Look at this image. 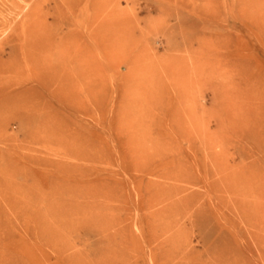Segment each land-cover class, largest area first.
<instances>
[{
	"label": "rangeland",
	"instance_id": "rangeland-1",
	"mask_svg": "<svg viewBox=\"0 0 264 264\" xmlns=\"http://www.w3.org/2000/svg\"><path fill=\"white\" fill-rule=\"evenodd\" d=\"M184 1L114 0L134 21L124 36L132 78L120 95L118 76L129 74L131 64L108 65L107 79L117 76L108 80L110 94L101 89L96 102L85 98L87 110L75 123L63 95H37L35 109L26 110L5 99L0 264H40L43 257L50 264H203L224 250L229 264H264V245L248 238L255 230L235 209L264 205V187L247 191L243 183L264 180V152L255 149L264 148V72L258 78L264 31L254 23L264 0H248L247 7L196 0L204 9L196 13L181 7ZM37 2L0 0L4 72L12 60L21 66L19 29L13 30ZM15 6L18 13H11ZM56 21L49 16L47 28ZM240 45L247 55L242 77L234 56ZM199 60L205 65L200 81L193 73ZM164 88L172 90L180 128L162 124L169 103ZM247 104L256 109L245 124L238 108ZM164 131L178 135L170 139ZM192 196L188 206L182 203ZM250 214L264 224V208ZM223 219L238 227L220 229ZM235 230L244 236L233 237Z\"/></svg>",
	"mask_w": 264,
	"mask_h": 264
},
{
	"label": "bare ground",
	"instance_id": "bare-ground-1",
	"mask_svg": "<svg viewBox=\"0 0 264 264\" xmlns=\"http://www.w3.org/2000/svg\"><path fill=\"white\" fill-rule=\"evenodd\" d=\"M47 2L38 0L28 14L25 15L22 23L13 30V32H16L19 29L15 38L16 42H18V47L16 48L20 51L22 58V67H18V60H12L11 63L13 64L8 66L6 72H4V61H0V111L4 110L6 98H9L10 105L26 110L28 108L35 109L33 101L37 95L47 94L52 99H58L63 95L68 99L66 108L74 119L73 123H75L76 115L87 110L83 107L85 98L96 102L101 94V89L104 90L103 93L106 92V95L110 94L108 80L117 76L111 77L109 75L110 78L107 79L108 69L110 68L108 65L114 69L116 65L120 64L119 62L127 61L128 63L129 61L131 64L129 74L118 76L120 95L128 79L132 78L133 61L129 59L130 52L127 51L130 42L125 45L124 36L132 34L135 28L134 21L132 17L123 15L114 0H49ZM195 2L196 0L184 1L181 7L192 10L190 13L204 12V9L197 7ZM238 2L245 7H247V4H251L248 0H238ZM18 9L20 7L15 6L9 11L14 13ZM51 10H55V15L50 14ZM263 15L259 14L257 18L255 17L254 22L256 30L260 34L264 31L261 26V20L264 21ZM49 16L53 20H57L56 27L52 30L47 28L46 24ZM188 42L190 43L191 39H188ZM203 47L204 43L201 41L198 52L202 59L206 57ZM242 49L240 45L238 52L234 55L238 65L236 70L241 77L243 71L241 63L247 57ZM204 66L203 60H199L197 68L194 69L195 78H199V81L204 75ZM230 68L233 70V67L230 66ZM186 70L184 68L182 72L185 76H187ZM263 72L264 69L260 68L258 78L261 77ZM4 73H9L10 76L4 79ZM169 76L171 78V72ZM173 90L177 94L176 89ZM164 91L169 97V103L167 106L168 113L162 120V124L165 125L164 128L168 127L171 129L173 126L180 128L182 122L177 117L176 112L178 111L172 90L164 88ZM180 93L178 95L182 97ZM255 109V105L249 104L243 108H238V110L246 112V115L240 116L242 123L248 124ZM247 112H249L248 115L250 116H247ZM164 133L170 139H174V136L178 135L175 132L171 134L168 131H164ZM173 134L175 135L173 136ZM255 147L258 153L264 152V148L260 145ZM247 180L243 182L247 186V191H255L254 187L257 190L264 187V180L254 181L250 180V178ZM208 188H212V186L208 185ZM212 189L214 190V188ZM194 197L184 198L182 203L188 206ZM263 208L264 205L258 202L253 204L240 203L235 208L240 219H244L255 230L253 233L248 234V238H251L259 247L264 245V239L260 236V234H264V224L255 222L250 211L258 212ZM221 220L220 222L217 221L220 229L225 228L226 224L229 226L228 229L231 230L238 227L227 219H223L225 220L224 223ZM187 223L194 227L193 218H188ZM183 231H186L184 232L185 235L189 232L186 229H183ZM232 234L237 239L244 236L236 230ZM246 250L250 253L252 252L250 246H246ZM221 254L218 257H215V255L212 257V254H210L211 257L203 264H229L230 261H227L226 258L227 251L224 250ZM49 260L47 257H43L40 264H50Z\"/></svg>",
	"mask_w": 264,
	"mask_h": 264
}]
</instances>
